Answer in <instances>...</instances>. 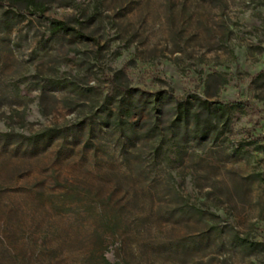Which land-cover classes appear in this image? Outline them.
Segmentation results:
<instances>
[{"label": "rangeland", "instance_id": "1", "mask_svg": "<svg viewBox=\"0 0 264 264\" xmlns=\"http://www.w3.org/2000/svg\"><path fill=\"white\" fill-rule=\"evenodd\" d=\"M42 1L86 36L0 0V264H264V0ZM118 85L160 94L161 121L194 94L235 104L230 128L177 157L145 147L144 179L86 141ZM54 127L59 157L23 155L18 135Z\"/></svg>", "mask_w": 264, "mask_h": 264}, {"label": "trees", "instance_id": "2", "mask_svg": "<svg viewBox=\"0 0 264 264\" xmlns=\"http://www.w3.org/2000/svg\"><path fill=\"white\" fill-rule=\"evenodd\" d=\"M12 3L47 19L54 36L69 34L79 37L86 36L68 22L46 16V5L42 0H12ZM117 90L121 91L122 95L116 102L114 109L107 107L98 117L92 116L90 123L86 124L84 128V133L88 136L86 141L96 140L100 135H103L102 139L106 137L112 139L109 146L102 144L101 146L105 147L106 152L108 148L117 152L127 162L128 169H134L137 176L147 180L150 174L148 168L151 164L146 165L139 160L140 155L145 152V147L149 148V152H152L151 162L156 161L158 156L156 152H159V149L155 146L161 142L168 143L169 150L174 147L172 152L177 157L181 154L185 144L219 141L231 125L230 111L235 106L232 103L211 101L195 94L190 95L183 99L174 100L170 108L172 116L170 119L161 121L158 119L159 115L166 113L163 109L165 100L160 94L136 93L127 85H122ZM142 116H146L149 122L139 127V119L141 117L142 120ZM155 116L158 117L155 119ZM133 118L136 119L133 120ZM12 134V132H5L1 133L0 136L9 137ZM18 136L24 139L20 141L18 147L22 149L23 155L28 157H39L45 152L51 153L54 148L59 146L55 143L58 136L68 137L65 130L56 127ZM98 151L96 145L88 150L86 147L81 149L83 154L88 152L97 155ZM60 152L61 147L59 146L55 152L57 157H59ZM94 197L96 195H91V191L85 192L86 199L89 198L90 200ZM115 214L114 217H117V213ZM102 223L107 229L116 226V223L108 217L103 218ZM106 263L107 261H105ZM19 264L33 263L30 259H23Z\"/></svg>", "mask_w": 264, "mask_h": 264}]
</instances>
